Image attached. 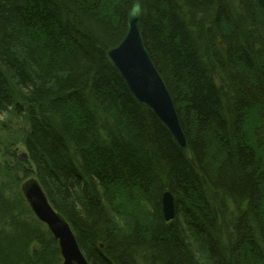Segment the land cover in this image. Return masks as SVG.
Segmentation results:
<instances>
[{"label": "trees", "instance_id": "16d2710c", "mask_svg": "<svg viewBox=\"0 0 264 264\" xmlns=\"http://www.w3.org/2000/svg\"><path fill=\"white\" fill-rule=\"evenodd\" d=\"M142 3L193 163L108 56L133 0H0V114L24 119L28 162L91 264H264V0ZM18 192L0 183V264H62Z\"/></svg>", "mask_w": 264, "mask_h": 264}, {"label": "water", "instance_id": "95a60500", "mask_svg": "<svg viewBox=\"0 0 264 264\" xmlns=\"http://www.w3.org/2000/svg\"><path fill=\"white\" fill-rule=\"evenodd\" d=\"M130 17L132 23L127 27L125 37L120 44L111 48L108 54L128 82V86L140 95V101L153 108L157 116L172 131L177 144L190 153L173 98L165 90L164 82L155 78L157 68L147 51L142 32L140 0H134ZM32 173L35 174L33 170ZM21 191L35 217L47 226L58 241L64 264H91L81 249L70 222L49 200L35 175L21 184ZM174 205L172 195L166 193L162 200V208L167 224L175 219Z\"/></svg>", "mask_w": 264, "mask_h": 264}, {"label": "rangeland", "instance_id": "374dc122", "mask_svg": "<svg viewBox=\"0 0 264 264\" xmlns=\"http://www.w3.org/2000/svg\"><path fill=\"white\" fill-rule=\"evenodd\" d=\"M0 120L7 123L6 128L0 130V183L7 190V194L17 197L20 183L17 184L16 181L20 179L21 182L26 177L22 168L25 165L32 167V164L23 158L19 160V156L26 152L23 138L27 127L22 117L17 118L9 111L0 114ZM262 210L264 211L263 208ZM199 257L204 264H208L204 261L205 256L199 255Z\"/></svg>", "mask_w": 264, "mask_h": 264}, {"label": "bare ground", "instance_id": "6f19581e", "mask_svg": "<svg viewBox=\"0 0 264 264\" xmlns=\"http://www.w3.org/2000/svg\"><path fill=\"white\" fill-rule=\"evenodd\" d=\"M141 1V6H142V10H143V6H145L144 5V3H142V0H140ZM133 5H134V0H133V4H132V6H131V8H130V10L128 11V13L126 14V16H125V18H126V26L127 27H129V26H131V17H130V14H131V11H132V9H133ZM126 35V34H125ZM125 37V36H124ZM120 44V43H119ZM118 45V44H117ZM116 45V46H117ZM113 48V47H112ZM147 48V47H146ZM111 49V48H110ZM109 49V50H110ZM147 51H148V49H147ZM109 52V51H108ZM148 53H149V51H148ZM149 55H150V53H149ZM108 56H109V54H108ZM150 57H151V55H150ZM109 58H110V60L112 61V58L109 56ZM113 62V61H112ZM114 63V62H113ZM154 63V62H153ZM115 65V64H114ZM156 66V65H155ZM157 68V67H156ZM122 75V74H121ZM123 76V75H122ZM165 77V73H163V72H161V71H159V69H157V73L155 74V78L157 79V80H159V81H163L164 82V84H165V90L167 91V92H169L170 93V95L172 96V94H171V91L169 90V88H168V85L166 84L167 82H166V79L164 78ZM123 78H124V76H123ZM125 79V78H124ZM126 81V80H125ZM126 83L128 84V82L126 81ZM129 85V84H128ZM129 90H130V92H131V94L134 96V98L136 99V100H138L139 102H140V104H142L143 106H146V107H148V108H150V109H152L153 110V108H151V106L149 105V104H146V105H144L140 100H141V98H140V95L137 93V92H135L131 87H129ZM173 98V97H172ZM173 101H174V98H173ZM154 111V110H153ZM169 129V128H168ZM169 132L173 135V133H172V131L169 129ZM183 134L185 135V132H183ZM186 136V135H185ZM188 141V140H187ZM188 145H189V142H188ZM181 148V147H180ZM182 149V148H181ZM189 149H190V153H188V152H186L184 149H182V152H183V155L186 157V159H188L189 161H191L192 163L194 162V155H193V152H192V150H191V148H190V145H189ZM166 175L165 174H163L162 176H161V180H162V182L160 183V185H161V188H159V189H157V190H159L158 192H156L155 194H158V198L159 199H162L163 200V198H164V196H165V194L166 193H168V194H171L172 195V197H173V199H175L174 198V191L171 189V187L169 186V184H167V183H165L164 182V180L166 179ZM16 182H18L17 184H19L20 183V185L24 182V180L23 181H21L20 182V179H18ZM156 184H159V181H157V183ZM155 184V185H156ZM156 196V195H155ZM175 206V205H174ZM175 208V218H176V211H177V209H176V207H174ZM185 214H179V221H180V223H181V225L183 226V224H182V221L184 220V218H183V216L184 215H186V214H189L188 212H184ZM162 220H163V223H164V225H167L168 226V224H167V222H166V218H165V216L163 215V218H162ZM173 222V221H172ZM171 222V223H172ZM171 223H169V224H171ZM114 225L117 227V228H120V227H123V225H124V222L121 220V219H114ZM61 258H62V264H64V258H63V256L61 255Z\"/></svg>", "mask_w": 264, "mask_h": 264}]
</instances>
